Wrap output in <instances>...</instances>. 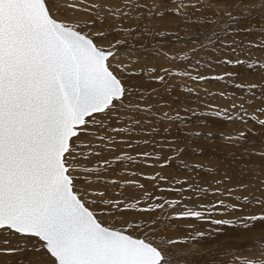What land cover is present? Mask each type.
Wrapping results in <instances>:
<instances>
[{
	"label": "snow or ice",
	"instance_id": "snow-or-ice-1",
	"mask_svg": "<svg viewBox=\"0 0 264 264\" xmlns=\"http://www.w3.org/2000/svg\"><path fill=\"white\" fill-rule=\"evenodd\" d=\"M204 8L206 43L163 46L154 21L199 24L189 9ZM210 81L240 94L205 87L225 104L198 112L187 101ZM174 92L185 98L164 99ZM208 150L226 167L198 159ZM186 192L218 199L187 206ZM172 220L239 224L249 243L225 264H264V0H0V264H216L170 235Z\"/></svg>",
	"mask_w": 264,
	"mask_h": 264
},
{
	"label": "rangeland",
	"instance_id": "rangeland-1",
	"mask_svg": "<svg viewBox=\"0 0 264 264\" xmlns=\"http://www.w3.org/2000/svg\"><path fill=\"white\" fill-rule=\"evenodd\" d=\"M192 2H195V0H192ZM255 2H256L257 5H259L261 0H255ZM172 7H174V5H172ZM257 10L259 11V8ZM189 11L194 13V15L191 17L192 20L199 19V20H201L202 23L192 24V25L190 23H188V25H189V27H191V29L187 33L186 38L179 39L180 41H178V42L182 43L183 45H184L185 42H187V40L189 41V44L187 42V44L189 46L188 49L192 48L191 46H195V44L206 43L207 37H208L209 33L212 30L211 28H209L208 26H206L203 23V16L205 14L209 13V11H210L209 9L204 8V10L202 12H198V13L194 9H189ZM173 20H174V23L176 24V22H175L176 18H174ZM163 23H166V22H162V24ZM172 40H171V45H172L173 49L174 50L176 49L175 51H178L177 45L179 43H177L176 45L173 46V44L176 41L173 42ZM189 55H191V53H189ZM222 71H223L222 68H217L215 70L210 71L209 74L210 75L211 74H216L217 72H222ZM188 85H189V87H193L194 86L192 84V82H190V81H188ZM205 87L207 88V91L210 92V93H218L221 89L226 88V90L228 91V93L230 95L233 94V93L235 95H239L240 94L239 90L232 88L230 85H226V82L210 81V82H207V84L204 85V86H197V91H199V93H201V95H200L201 98L200 97L199 98H200V100H201V102L203 104V109L202 110H204V111L208 110L205 107L206 104H209V103L213 104V105H224L225 104V101L220 99L218 97V95H213L211 97L204 95L203 92H204V88ZM194 123L198 124V121H194ZM228 124H230V125H228ZM220 125H225L226 127L225 128H221V127H219ZM208 127L213 129V130H217V131H219V130L227 131V130L231 129L233 127V125H231V123H226V122H224L222 120H219V119H217V120H211L210 119ZM174 133L175 134H179L178 132H174ZM188 158H192V157L190 156ZM224 158H225V153L217 152L215 150H208L205 153V155H203L201 157H198V159H202L205 162V164L211 163V164H213L216 167H219L221 169L226 167V165L223 163L224 162ZM150 164H153V163H150ZM156 164H158V163H156ZM154 169H155L154 167L151 168V169H148V174L150 175V174H154L156 172H159V170L157 171V170H154ZM156 169H157V166H156ZM161 174H163V173H161ZM202 176H203V179H204V181L206 183L205 186H207V182L210 180L209 176H208V174H204ZM171 177H172V179L173 178H181V179L184 178L181 175L180 176L179 175H177V176L176 175H170L169 178H171ZM168 185H169V188H175L177 186V185H174V184H168ZM151 186L153 187V185H151ZM159 188L165 189L163 186L159 187ZM129 189H130L129 192H131V193H129V192L125 193L126 196L132 197L133 195L136 196L137 194H139V190L138 189H135V188H129ZM150 191H152V195L155 194L156 192H158V190H153V189H151ZM125 192H127V191H125ZM189 195H190V193H187V192L185 193V204L187 206H192V204H197V205L206 204V205H208L210 202H214L216 199H218L217 197L211 195L210 193L208 195H204L203 193H200V194H197L194 197L193 201L189 202L188 201V196ZM176 198H178V197H173L172 196V197L162 198L161 200H163V199H176ZM197 210H201V209L197 208ZM167 211L171 212L173 210L172 209H168ZM217 216L219 217L220 215H217ZM218 217H217V219H218ZM220 218H227V217H221L220 216ZM228 218H230V217H228ZM185 221L191 222L192 220H185ZM216 229H217V226L213 225L210 228L211 231L208 230L205 233L208 234V233L211 232V234H212V231H214L216 233ZM232 230H233V227H230V230H229L230 232H228V228L224 227L218 233V236H224V238H222V239L218 238V242H214L213 244H209V245H203L201 247H194V246L190 247V245H189L190 248L188 247L186 250H188V251H197V252H205V253L210 252L213 255L211 257H208V259H215L216 260V264H225V262L230 260L232 252L236 248L241 247V246L249 243L248 240L242 238L243 235H244V230L243 229L235 230V232H234V230L233 231ZM234 234H236V236ZM225 235H226V237H225ZM208 236H210V235H208ZM174 238H179V239L183 240V238H180L178 236H175ZM184 240H185V238H184Z\"/></svg>",
	"mask_w": 264,
	"mask_h": 264
},
{
	"label": "bare ground",
	"instance_id": "bare-ground-1",
	"mask_svg": "<svg viewBox=\"0 0 264 264\" xmlns=\"http://www.w3.org/2000/svg\"><path fill=\"white\" fill-rule=\"evenodd\" d=\"M198 13V12H197ZM197 16V15H196ZM195 17V16H194ZM175 17H169L168 19H166V20H156V21H154V23L156 24V26L159 28H164L165 30H166V35H165V38H164V41H163V46L165 47V48H168V49H171V50H174L173 49V47H172V45H171V40L174 42V41H176L174 44H173V46L174 45H176L177 43H179L178 41H180V40H177V34L179 35V37H180V39H182V38H186V35H187V33L189 32V30L191 29V27H189V25L187 24L186 26H185V22H183V21H181V20H179V19H177L176 18V24L174 23V19ZM162 22H166V23H163L162 24ZM202 23V22H201ZM191 25L193 24V23H190ZM194 27V26H193ZM193 29V28H192ZM183 41V40H182ZM185 41V40H184ZM187 42H188V44H189V41L187 40ZM187 42H185L184 43V45L182 44V43H179L178 45H177V49H178V51L179 50H181V49H188L189 48V46H188V44H187ZM186 44V45H185ZM187 46V47H186ZM191 46V45H190ZM191 47H193V46H191ZM176 50V49H175ZM174 50V51H175ZM177 83H180V81H177ZM186 84H187V86H189L188 85V81L186 82ZM197 92H199V91H197ZM185 95L186 94H184V93H182V92H174L173 93V95L171 96V97H169V96H165L164 97V99H167V100H174L175 99V97L176 96H179L181 99H184L185 98ZM200 98H201V96H200ZM200 98H196V97H191L187 102L188 103H191L192 104V106L193 107H196L197 105H199L200 107H198L197 108V111L199 112V111H201L202 109H203V104H202V102H201V100H200ZM217 125V124H216ZM228 125H230V124H228ZM232 125V124H231ZM219 127H221V128H225L226 126L225 125H220ZM173 135H175V136H177V137H179V134H175V133H173ZM180 139H183L182 137H179ZM179 142V141H178ZM133 155H135V153H133ZM188 158V157H187ZM188 159H191V158H188ZM138 165H140V170L141 171H143L145 174H148V169H151V168H153V167H148V166H145L144 165V162H143V160L142 159H137V162H136ZM149 164L150 163H155L154 161H152V160H150L149 162H148ZM177 162L176 161H173L172 162V165H170L168 168H164V169H161V167H160V165H159V163L158 164H156L155 166H154V170H159V172L160 173H163L162 175H164V176H166V177H168V179L169 180H172V177L171 178H169L170 177V175H181L182 177H184L185 178V176L186 175H188V173H186V170H184V169H178V168H176L174 165L176 164ZM151 165V164H150ZM156 166H157V169H156ZM133 167H135V166H133ZM205 173H202L201 175H204ZM208 176H209V179L211 180L213 177L211 176V175H209L208 174ZM209 180V181H210ZM140 182L141 183H147V187L149 188V190H151V189H153V187L151 186L152 185V183H148V182H146L142 177L140 178ZM206 184V183H205ZM164 187L165 189H167V188H169V185L168 184H166V183H164L163 181H161V182H159V187ZM175 187V186H174ZM175 188H178V185L175 187ZM125 191H127V192H125V193H128L129 191H130V189L129 188H126L125 189ZM138 191V190H137ZM129 193H131V192H129ZM133 194V193H132ZM198 194H200V193H198ZM138 195V194H137ZM134 196V195H133ZM153 196H155V197H159L160 199H162V198H165V197H177L175 194H173L172 192H169V191H159L158 190V192H156L155 194H153ZM202 196V195H201ZM204 198V197H203ZM207 200V199H206ZM153 203H155L156 201L155 200H153L152 201ZM206 205V204H205ZM221 216V215H220ZM220 216L218 217L217 215H216V217H214V218H217L218 217V219L220 218ZM222 217V216H221ZM228 218V217H227ZM170 223L172 224V225H174V227L170 230V235H172L173 237H175V236H178V237H180V238H183V240H184V238H185V240L188 242V244L190 245V247H192V246H194V247H201V246H203V245H209V244H213L214 242H218V238H220V239H222V238H224V236H218V233H219V231H216V233L214 232V231H212V234L210 235V236H208L207 234H206V236L205 237H203V238H197V239H195V240H191L190 239V237H189V234L190 233H192L193 231H195V232H201V231H204V232H207L208 230H210V228L213 226V225H210V224H208V223H201V222H196V221H191V222H187V221H185V220H172V221H170ZM190 224H195L196 225V227H195V229H191V228H189L188 227V225H190ZM218 227V226H217ZM228 228V232H230L229 230H230V227H227ZM239 229H243L242 228V226H240L239 224L237 225V226H235V227H233V230H234V232H235V230H239ZM232 230V231H233ZM211 231V230H210ZM211 233V232H210ZM227 233V232H226ZM235 236H236V234H234ZM225 237H226V235H225ZM189 247V248H190Z\"/></svg>",
	"mask_w": 264,
	"mask_h": 264
}]
</instances>
